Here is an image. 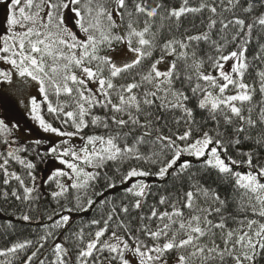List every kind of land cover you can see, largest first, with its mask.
Instances as JSON below:
<instances>
[{
    "label": "trees",
    "instance_id": "1",
    "mask_svg": "<svg viewBox=\"0 0 264 264\" xmlns=\"http://www.w3.org/2000/svg\"><path fill=\"white\" fill-rule=\"evenodd\" d=\"M69 1L87 36L79 64L110 86L95 100L68 80L67 57L49 58L34 72L45 97L37 110L93 154L73 184L51 178L38 187L45 153L0 128V162L5 156L13 173L0 167V264H123V249L104 247L111 236L141 264H264V213L255 203L264 187V0H12L11 8L40 13L48 2L58 30ZM115 6L127 44L140 53L116 74L104 57L121 42L109 18ZM236 54L250 91L240 114L201 107L203 94L229 78L225 57ZM167 56L172 72L160 82L152 66ZM82 102L89 106L76 128L68 113ZM204 136L197 157L190 144ZM20 250L24 259L14 261Z\"/></svg>",
    "mask_w": 264,
    "mask_h": 264
},
{
    "label": "rangeland",
    "instance_id": "2",
    "mask_svg": "<svg viewBox=\"0 0 264 264\" xmlns=\"http://www.w3.org/2000/svg\"><path fill=\"white\" fill-rule=\"evenodd\" d=\"M71 2H67L63 7L59 16L62 26L56 30V23H48L51 16L48 2L40 13L20 11L16 14L11 8L12 0L0 1V73L3 75L0 79V128L6 130L17 143H37L45 153L46 172L36 183L38 187L43 181L46 183L51 178H58L66 185L73 184L80 168L93 154V150H86L79 136L54 129L42 121L37 109L45 97L40 79L35 74L44 71L43 65H46L49 58L56 60L67 57L72 64V67L68 68L73 70L68 73V80L75 83L77 88L82 82L85 89L93 94L91 98L100 100L101 95L107 92L110 86V83L99 77L93 69L79 64V60L85 56L86 50L83 46L87 44V36L80 25L78 11L72 8ZM109 18L116 26L121 42L104 57L116 74L136 64L140 53L138 49L127 44L116 6L109 12ZM50 20L56 19L51 17ZM75 65H79V69ZM223 66L224 73L229 75V78L218 86L216 92L206 91L200 99V106H224L232 113L240 114L241 105L250 97V91L243 80V59L237 54L225 57ZM172 67L173 59L167 56L153 63L152 74L160 82L166 81L171 75ZM88 106L89 103L82 102L78 109L68 113L76 128L83 126L82 114ZM208 142L204 136L191 143L192 153L197 157L201 156ZM3 157L0 167L10 176L13 174L12 165L7 166L9 161ZM23 170L28 171L24 167ZM23 179L27 184H32L26 174ZM255 203L257 209L264 213V187L257 192ZM101 234L102 231L99 230L89 239L82 251V261L88 259ZM103 244L114 251L123 249V264H141L134 249H125L126 244L121 237L111 236ZM23 251L11 255L14 261L24 259ZM3 263L8 264V259ZM102 264L111 263L106 261Z\"/></svg>",
    "mask_w": 264,
    "mask_h": 264
},
{
    "label": "crops",
    "instance_id": "3",
    "mask_svg": "<svg viewBox=\"0 0 264 264\" xmlns=\"http://www.w3.org/2000/svg\"><path fill=\"white\" fill-rule=\"evenodd\" d=\"M156 67H157V65H156ZM156 67H155V69H156ZM155 69H154V70H155Z\"/></svg>",
    "mask_w": 264,
    "mask_h": 264
}]
</instances>
